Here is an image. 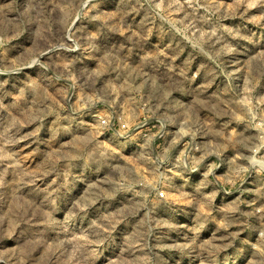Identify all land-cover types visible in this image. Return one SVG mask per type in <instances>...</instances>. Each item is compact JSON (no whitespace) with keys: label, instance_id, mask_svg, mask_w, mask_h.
Masks as SVG:
<instances>
[{"label":"rangeland","instance_id":"rangeland-1","mask_svg":"<svg viewBox=\"0 0 264 264\" xmlns=\"http://www.w3.org/2000/svg\"><path fill=\"white\" fill-rule=\"evenodd\" d=\"M263 152L264 0H0V264H264Z\"/></svg>","mask_w":264,"mask_h":264},{"label":"bare ground","instance_id":"bare-ground-1","mask_svg":"<svg viewBox=\"0 0 264 264\" xmlns=\"http://www.w3.org/2000/svg\"><path fill=\"white\" fill-rule=\"evenodd\" d=\"M254 164L264 168V161H254Z\"/></svg>","mask_w":264,"mask_h":264},{"label":"built area","instance_id":"built-area-1","mask_svg":"<svg viewBox=\"0 0 264 264\" xmlns=\"http://www.w3.org/2000/svg\"><path fill=\"white\" fill-rule=\"evenodd\" d=\"M122 130H125V129H122ZM164 132H165V129H162L161 132L159 133L160 136L164 135ZM160 136H159V137H160ZM263 155H264V152H263ZM159 194L162 195V193H159Z\"/></svg>","mask_w":264,"mask_h":264}]
</instances>
